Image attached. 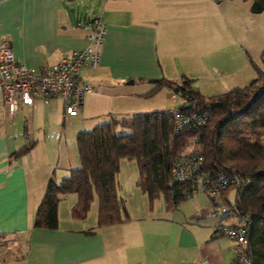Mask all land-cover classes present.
Segmentation results:
<instances>
[{
	"label": "crops",
	"instance_id": "obj_1",
	"mask_svg": "<svg viewBox=\"0 0 264 264\" xmlns=\"http://www.w3.org/2000/svg\"><path fill=\"white\" fill-rule=\"evenodd\" d=\"M210 1L0 0V41L6 39L15 59L27 65L48 67L63 52L86 46L87 32L77 21L95 16L106 23L98 65L87 77L93 90L84 95L76 115H65L63 100L57 96L48 104L37 97L31 106L21 105L11 122L0 110V232L12 238L0 245V264H234L233 243L214 232L216 221L178 207L157 213L148 208L139 214L130 211L126 221L102 226L96 225V218L92 226L82 223L86 217L70 216L61 224L58 213L56 228L31 226L48 179L60 181L79 165L78 159L67 157L65 140L56 143L53 158L40 153L41 137L34 131L45 134L47 114L36 122L35 107H49L53 120H61L62 130L73 126L75 144L76 132L83 129L75 125L104 112L133 110L145 98L141 92L154 87L149 79L179 81L187 76L198 90L194 80L214 78L216 61L227 66L237 61L228 51L232 33L220 22L222 12L228 17L237 3L221 2L216 13ZM80 2L94 5L91 14L89 6L84 15L75 10ZM242 3L245 10L264 17V11L251 10V2ZM135 83L142 87L140 92L127 88ZM23 109L29 114L19 128ZM30 139L36 141L32 149L12 156ZM204 219L209 223L200 222ZM222 239L228 243L222 244Z\"/></svg>",
	"mask_w": 264,
	"mask_h": 264
},
{
	"label": "trees",
	"instance_id": "obj_2",
	"mask_svg": "<svg viewBox=\"0 0 264 264\" xmlns=\"http://www.w3.org/2000/svg\"><path fill=\"white\" fill-rule=\"evenodd\" d=\"M253 12L264 11V0H251ZM261 65H255L256 76L241 87L223 93L203 96L191 85L192 79L181 76L179 81L165 77L149 79L154 87L151 95L162 87L198 98L208 106L211 117L202 130L200 151L204 167L214 172L230 171L248 176L250 182L240 191V208L252 218L248 247L252 264H264V51ZM171 110H154L125 116L109 113V120L90 129H79L75 146L79 165L71 168L60 181L49 178L35 210L32 227L56 228L58 203L67 193H75L70 208L72 219L86 217L94 197L97 199L96 225L124 222L128 219L117 192L116 174L122 157L136 163V185L149 201L163 197L167 208L177 207L185 183H170L169 168L174 157L181 154L191 141L194 131L186 127L176 132ZM36 141L30 139L12 151L17 157L28 152ZM231 189L228 187L224 194ZM218 202V201H217ZM11 235L0 232V245L11 241Z\"/></svg>",
	"mask_w": 264,
	"mask_h": 264
},
{
	"label": "built area",
	"instance_id": "obj_3",
	"mask_svg": "<svg viewBox=\"0 0 264 264\" xmlns=\"http://www.w3.org/2000/svg\"><path fill=\"white\" fill-rule=\"evenodd\" d=\"M77 25L87 32L88 44L63 52L48 67L27 65L18 61L13 55L10 43L6 39L0 41V110L7 115L8 122H11L21 105L31 106L37 97L45 104L54 96L60 97L65 115L73 116L78 113L84 95L93 90L87 77L88 72L98 65L106 23L94 16L77 21ZM171 98L177 100L176 106L170 112L175 131L186 127L194 131V135L184 151L171 161L169 181L186 184L183 194L185 198L204 194L209 200V206L201 208L197 214L218 218L214 232L233 243L234 264H252V254L248 247L252 218L248 211L239 206V190L248 185L250 179L234 170L212 173L204 167L200 142L202 130L211 117L210 109L187 92L181 94L172 89ZM187 104L190 105L189 108L186 107ZM228 187L233 188V197L230 200L226 192L222 200L221 197Z\"/></svg>",
	"mask_w": 264,
	"mask_h": 264
},
{
	"label": "rangeland",
	"instance_id": "obj_4",
	"mask_svg": "<svg viewBox=\"0 0 264 264\" xmlns=\"http://www.w3.org/2000/svg\"><path fill=\"white\" fill-rule=\"evenodd\" d=\"M226 1L228 0H222L219 2H214L211 0L210 2H212V4L215 6V12L218 13L221 2ZM229 1L236 2L237 5L231 6V10L228 12V17L225 16V14L222 12V18H220V22L221 24H223L224 22L228 26L230 33H232L233 38L229 43L230 46L228 48V51L231 53L233 52L235 56H237V61H235L234 65L232 64L233 66H227L225 64L223 65L221 62L219 64V62L216 61V72L213 74L215 76L214 78H207L205 80L199 79L196 81L194 80V84L198 88L199 92L206 97L217 95L234 87H241L247 84L253 77L256 76L255 65H261L259 55L264 51V17L253 15L249 11L245 10V5L242 2H245V4H247L251 2V0ZM98 4L96 5V7L98 6ZM88 6L90 8L88 10V13H90L91 8H94V5H92L90 2H86L85 4L80 2L79 5L76 6L75 10L77 12H81L82 15H84L85 13H87ZM234 11H236V13L232 14V12ZM241 45L246 49L245 52H242V49L240 47ZM224 48L225 46L222 47L223 50ZM138 84L139 83L130 84L127 88L132 91L140 92V89L142 87H140V85ZM170 92L171 91L169 90V88L167 90H161L160 92H154L151 95H145L148 92H141L140 96L145 98L140 99L139 104L136 108L123 113V115L129 116L139 112H151L154 110H172L176 106L177 100L171 99V97L169 96ZM50 112L51 111L49 107H47L46 105L38 104L34 109L36 122L38 121V123H40L42 121V118L46 117V114L48 118H46L44 130L45 134L43 136L40 135V129H35L34 131V135H38L39 137H41V144L38 150L40 151V153L46 152L49 157L53 158V155L55 153V145L61 139L62 142L63 140L66 141V148L67 150H70L66 152L68 155L67 157H69V159H78L76 146L73 143V126L68 127L67 125H65L64 129L62 130L63 124L61 123V120H53L52 113ZM20 113H22L23 115L20 114L19 116L21 117H18L19 128L23 123L22 120L28 117L29 112H27L26 109H23ZM109 118L110 117L107 115V112H104L97 117L86 118V122L75 125V127L90 129L98 123L109 120ZM261 139L264 140V132L261 136ZM69 142L73 144L68 145ZM135 174L137 175V167L135 161L122 157L120 159L119 170L116 174V183L118 186L117 189L119 191V197L122 204L120 210L122 211V213L125 210V212L127 213L132 211L139 214L142 211L141 209L146 212L147 208L151 209L154 213H157L161 209L165 208L166 205L163 197L159 196L149 201V198L146 194L142 195L143 193L136 185L135 178L137 176L135 177ZM227 196H229L230 200L232 199L233 188L227 191ZM75 200V193H67L61 197V200L58 203L59 221L61 224L65 223L67 220H70L69 212ZM208 206V198L204 194L199 193L195 197L187 198L177 207L186 214H190L192 211L197 214L198 210L200 211L201 208H205ZM96 211L97 199L96 197H94L87 212V216L85 219H83L82 223L85 225L94 226ZM211 219L213 221H216L215 224H217V217ZM204 221L205 223H209L210 220L204 219L200 222ZM204 228L205 232H207L209 226H206ZM223 242L228 243L227 241L222 239L221 243L224 244Z\"/></svg>",
	"mask_w": 264,
	"mask_h": 264
},
{
	"label": "water",
	"instance_id": "obj_5",
	"mask_svg": "<svg viewBox=\"0 0 264 264\" xmlns=\"http://www.w3.org/2000/svg\"><path fill=\"white\" fill-rule=\"evenodd\" d=\"M129 82H132V80H129ZM186 107H188V108H189V107H190V105H189V104H187V106H186Z\"/></svg>",
	"mask_w": 264,
	"mask_h": 264
}]
</instances>
